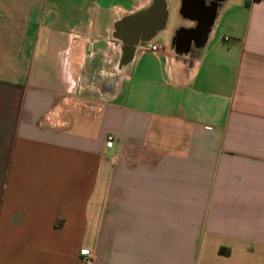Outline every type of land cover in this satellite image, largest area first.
Instances as JSON below:
<instances>
[{
    "label": "crops",
    "instance_id": "obj_1",
    "mask_svg": "<svg viewBox=\"0 0 264 264\" xmlns=\"http://www.w3.org/2000/svg\"><path fill=\"white\" fill-rule=\"evenodd\" d=\"M208 2L0 0V264H264V0Z\"/></svg>",
    "mask_w": 264,
    "mask_h": 264
},
{
    "label": "rangeland",
    "instance_id": "obj_2",
    "mask_svg": "<svg viewBox=\"0 0 264 264\" xmlns=\"http://www.w3.org/2000/svg\"><path fill=\"white\" fill-rule=\"evenodd\" d=\"M204 1V0H203ZM209 0H206V4L203 2V4L205 5V7H210V2H208ZM199 23H202L201 20L199 19H196ZM202 25V24H201ZM205 29H202V26H199L198 28H192V29H188V30H185L184 32H182L183 34L180 35V31L177 30L176 31V42H177V39L178 38H189L190 39H193V43H194V49L193 48V52H197V50H199L200 48V45L202 44L201 41H202V33ZM200 33V34H199ZM197 34V35H196ZM199 34V36H198ZM185 51V49H182V51ZM96 96V95H95ZM93 95H88V96H85L83 97L81 93H75V95H73L71 97V100L75 103H78L80 106H96V104H98V102L100 101L101 102V99L100 98H97V96L95 97ZM99 102V103H100Z\"/></svg>",
    "mask_w": 264,
    "mask_h": 264
},
{
    "label": "water",
    "instance_id": "obj_3",
    "mask_svg": "<svg viewBox=\"0 0 264 264\" xmlns=\"http://www.w3.org/2000/svg\"><path fill=\"white\" fill-rule=\"evenodd\" d=\"M216 7L214 2L212 6L205 7L203 0H183V12L197 17L199 20L204 21V19L212 16L213 11ZM207 31L206 29L204 30Z\"/></svg>",
    "mask_w": 264,
    "mask_h": 264
},
{
    "label": "built area",
    "instance_id": "obj_4",
    "mask_svg": "<svg viewBox=\"0 0 264 264\" xmlns=\"http://www.w3.org/2000/svg\"><path fill=\"white\" fill-rule=\"evenodd\" d=\"M151 49H155V46L152 45V46H151ZM112 144H113V135H112V134H108L107 137H106V143H105V145H106L107 147H111ZM81 255H82V257H83L85 260H87V259H88V256H89V253H88L87 250H81Z\"/></svg>",
    "mask_w": 264,
    "mask_h": 264
},
{
    "label": "flooded vegetation",
    "instance_id": "obj_5",
    "mask_svg": "<svg viewBox=\"0 0 264 264\" xmlns=\"http://www.w3.org/2000/svg\"><path fill=\"white\" fill-rule=\"evenodd\" d=\"M200 34V33H199ZM199 34H198V36H199ZM197 35V34H196Z\"/></svg>",
    "mask_w": 264,
    "mask_h": 264
}]
</instances>
